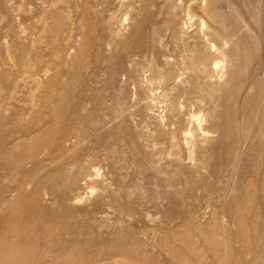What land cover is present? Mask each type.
I'll return each instance as SVG.
<instances>
[{
  "label": "rangeland",
  "instance_id": "374dc122",
  "mask_svg": "<svg viewBox=\"0 0 264 264\" xmlns=\"http://www.w3.org/2000/svg\"><path fill=\"white\" fill-rule=\"evenodd\" d=\"M186 1L0 0V264H264V0Z\"/></svg>",
  "mask_w": 264,
  "mask_h": 264
},
{
  "label": "bare ground",
  "instance_id": "6f19581e",
  "mask_svg": "<svg viewBox=\"0 0 264 264\" xmlns=\"http://www.w3.org/2000/svg\"><path fill=\"white\" fill-rule=\"evenodd\" d=\"M190 1L191 0H187L185 3V12H186V16H187V19L185 21L186 24L191 22V26H193L192 20L197 15L195 12H196V9H198V8H199V10L202 11V13L204 15L213 19L216 23H221L220 21H218L221 19H220L219 13L215 10L214 5L207 4V5H203V7H200V6L197 7L195 5L194 7H192V5H190ZM202 1H205V0H202ZM199 22H200V28L197 32L198 34L197 35L194 34L192 36V42L194 43V46H196V47L201 43L204 44L206 47L209 44L210 46L207 47V50L209 53L207 60L210 61V63H214V66L217 69H219L220 68V59L218 57L223 58L224 56H226L228 54L230 55L232 52V50L230 48L226 49L228 42H229L228 41L229 36H228L227 30H222V31H218V32L216 31L213 34H210L209 32L206 31V28L204 27L205 26V19L203 17H199ZM217 40H218V43L216 44L215 42ZM186 45H185V47L187 48L188 46H186ZM182 60H183V62L181 64L183 65L184 68L195 70V69H198L196 67V65H197V62H201L202 56H199L197 58H192L189 55H183ZM232 63L233 62L231 61V59H229V65L230 66ZM198 71H199V69H198ZM197 73H199V72H197ZM197 76L204 78L205 77L204 71L201 70V72ZM191 92L195 93V90H193V91L191 90ZM249 109H252V108H249ZM199 126H200L199 127L200 130H202V132L206 131V133L222 132L224 129L223 126H218V125H216V126L214 125L215 127L212 126V128L205 127L202 124H199Z\"/></svg>",
  "mask_w": 264,
  "mask_h": 264
}]
</instances>
